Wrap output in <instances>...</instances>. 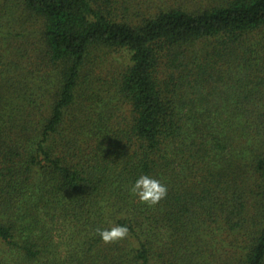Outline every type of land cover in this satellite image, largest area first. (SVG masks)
<instances>
[{
    "label": "trees",
    "instance_id": "16d2710c",
    "mask_svg": "<svg viewBox=\"0 0 264 264\" xmlns=\"http://www.w3.org/2000/svg\"><path fill=\"white\" fill-rule=\"evenodd\" d=\"M0 264H264V0H0Z\"/></svg>",
    "mask_w": 264,
    "mask_h": 264
},
{
    "label": "clouds",
    "instance_id": "9594fccd",
    "mask_svg": "<svg viewBox=\"0 0 264 264\" xmlns=\"http://www.w3.org/2000/svg\"><path fill=\"white\" fill-rule=\"evenodd\" d=\"M131 194L137 196L141 203L149 207L157 205L166 198L168 188L160 180L148 175H141L130 189ZM96 233L105 244H113L125 239L129 234L127 226H113L110 229L97 228Z\"/></svg>",
    "mask_w": 264,
    "mask_h": 264
}]
</instances>
